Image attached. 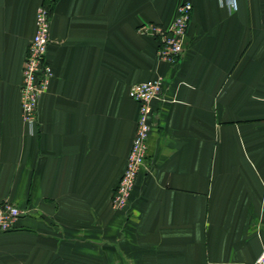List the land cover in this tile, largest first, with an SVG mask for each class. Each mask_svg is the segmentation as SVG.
Returning a JSON list of instances; mask_svg holds the SVG:
<instances>
[{
  "label": "crops",
  "instance_id": "1",
  "mask_svg": "<svg viewBox=\"0 0 264 264\" xmlns=\"http://www.w3.org/2000/svg\"><path fill=\"white\" fill-rule=\"evenodd\" d=\"M193 4L184 53L158 57L147 22ZM0 0V264H253L264 248V0ZM54 77L22 119L40 6ZM164 76L147 168L113 207L137 128L131 86Z\"/></svg>",
  "mask_w": 264,
  "mask_h": 264
},
{
  "label": "built area",
  "instance_id": "2",
  "mask_svg": "<svg viewBox=\"0 0 264 264\" xmlns=\"http://www.w3.org/2000/svg\"><path fill=\"white\" fill-rule=\"evenodd\" d=\"M221 4L235 9L236 0H220ZM193 13V4L181 1L172 22L168 25L147 22L139 26L141 34L153 37L158 42V57L169 63H177L184 53V44ZM36 27L30 42L28 54L23 68L21 87L22 119L31 128L38 122V108L41 96L49 89L54 69L48 60V49L51 42V11L49 7L40 6L36 13ZM165 78L135 83L131 86L130 96L138 103L139 116L131 151L124 173L113 194L114 207L129 204L137 178L147 168L148 139L153 124L152 102L163 95ZM22 210L9 200L0 202V232H8L16 228ZM253 264H264V248Z\"/></svg>",
  "mask_w": 264,
  "mask_h": 264
},
{
  "label": "rangeland",
  "instance_id": "3",
  "mask_svg": "<svg viewBox=\"0 0 264 264\" xmlns=\"http://www.w3.org/2000/svg\"><path fill=\"white\" fill-rule=\"evenodd\" d=\"M135 189V188H134ZM134 189H133V191H134ZM132 195H133V192H132ZM132 195H131V198H130V200H129V204H127V206H123V207H114L115 209H117V210H122V211H127V209H128V207H129V205H130V202H131V199H132Z\"/></svg>",
  "mask_w": 264,
  "mask_h": 264
}]
</instances>
